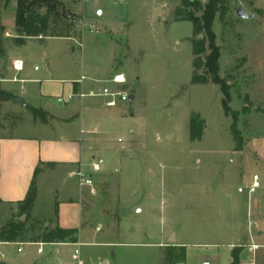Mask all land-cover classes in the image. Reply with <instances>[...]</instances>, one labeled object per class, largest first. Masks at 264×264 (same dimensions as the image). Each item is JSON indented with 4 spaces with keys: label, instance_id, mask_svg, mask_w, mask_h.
Returning <instances> with one entry per match:
<instances>
[{
    "label": "rangeland",
    "instance_id": "rangeland-1",
    "mask_svg": "<svg viewBox=\"0 0 264 264\" xmlns=\"http://www.w3.org/2000/svg\"><path fill=\"white\" fill-rule=\"evenodd\" d=\"M55 5L50 32L25 37L20 44L17 1L0 0V50L7 51L6 59L1 53L0 57L8 67L11 51V57L26 60L31 77L38 79L0 88L19 95L23 86L30 107L43 113L3 101V131L23 136L57 134L50 126L64 124L58 120L62 105L40 93L41 86L42 92L57 93L61 79L82 74L109 79L122 72L127 83L120 88L135 96L132 103H123V116L93 134L102 148L110 142L113 152L98 155L104 160L101 172H93L91 158L83 166V172L95 180V193L85 191L82 201L91 224L82 236L83 256L96 257L98 249H106L107 259L109 247L92 242L127 239L138 244L116 250L119 264H163L167 250L174 252L171 264L185 263L183 241L228 243L241 228L243 240L233 250L238 253L237 264L248 259L244 235L250 224L256 220L264 231V214L251 215L264 202V149L252 144L254 138L264 143V0H224L214 22L221 51L219 75L237 119L224 112L226 95L220 84L191 82L196 32L191 21L177 20L176 10L184 8L181 0H55ZM240 5L254 17H239ZM46 11L47 6L40 8L41 13ZM69 25L75 37L51 35L53 31L67 34ZM199 72L204 73L203 68ZM193 116L198 122L193 135L201 130L200 139L192 138ZM72 127L79 132L80 120ZM50 169L37 176L39 191L30 218L43 228L56 220L58 198L78 190V177L69 178L66 168ZM254 174L262 186L250 193ZM11 217V207L0 203V226ZM252 227L259 237L255 223ZM96 228H101L103 237ZM123 231L131 235L122 236ZM173 233L176 239L170 242ZM259 238L264 243V234ZM182 248L184 257L177 258ZM30 257L28 251L18 253L17 246L0 245V261L7 264H29ZM260 258L264 260V254ZM198 261L194 258L192 263Z\"/></svg>",
    "mask_w": 264,
    "mask_h": 264
},
{
    "label": "crops",
    "instance_id": "crops-1",
    "mask_svg": "<svg viewBox=\"0 0 264 264\" xmlns=\"http://www.w3.org/2000/svg\"><path fill=\"white\" fill-rule=\"evenodd\" d=\"M73 51L75 52L76 49L73 48ZM6 52L7 51L4 48L0 50V53L4 58L6 57ZM8 53L10 57V63L8 64V67H6L4 64V60L6 58L4 59L0 57L1 77L5 79H12L14 77H17L18 81H21L22 83H27L28 81L36 83L38 79L31 77L30 74L32 73L31 71H28L29 68L26 67V60L21 58L24 61V68L22 71L16 72L13 69L12 64L15 59L20 58L11 57V51ZM35 68H38V66L36 65ZM7 69L10 73L8 75L6 74ZM12 73L13 75L11 76ZM116 73H113V75ZM79 78L80 77L61 79L60 81H58L61 85H58L57 93H54L53 95L48 94L49 91L42 92L41 86L40 95L43 97H54L55 99H57L59 95H68L71 92L98 89L100 88L99 83L108 80L99 76H93L92 78L87 77L84 83H78L76 82V80ZM125 78L127 83L126 75ZM18 81H0V87H2L3 84L5 85L10 82ZM123 85L110 86L121 89L120 87H122ZM2 90L11 92V89ZM25 94L26 91L24 90V87L21 86V94L19 95H22L24 98H26ZM16 95L18 96V94ZM28 105L29 107H25L26 109H29L31 106L30 104ZM61 105L62 116L60 115L61 119L59 117L58 120L64 124L50 126V130L52 131V133H55L56 130L59 131L57 132V134H48L47 136H23L13 134L9 135L6 134L2 128H0L1 204L10 205L25 199L33 182L35 169L37 167H40V172L42 170L45 171L46 168H51L50 170L55 171L59 167H64L67 169L69 178L78 177L76 173L79 171L83 172V166L86 164V161H88V159L91 158L93 161L95 158L100 157L98 156L99 154L113 152V146L110 142H108L107 144L105 143L106 147L102 148L99 146V144H101L102 142H100V139H97L96 136H93V134L101 132L102 127L106 126V124L118 119V116L124 115L122 112L123 110L121 109L123 103L118 105L117 107H107L105 105L104 98H75L74 100L63 103ZM41 108L44 110L43 112H49V110L45 107ZM76 120H80L79 132L75 131L72 127ZM252 144L255 149H264V143H261L258 138H254ZM261 186L262 185H260L254 191L250 192V189L252 187L251 184L249 186V192L254 193L259 190ZM38 187L39 186H37V196L39 191ZM239 189L243 190L241 186L239 187ZM85 191L87 193H90V188L80 187L78 178V190L74 193L72 192L63 200H60V198H58V202H56V204H59L57 223L60 227L65 229L77 228L78 233L76 241L50 243L44 241L0 242V245L17 246V252L21 254L28 251L31 255L29 264H76L72 260V254L77 244H80L81 259L83 260L84 264H119L118 254L116 250L118 248H128L136 246L138 244L137 241L127 239L123 241L107 240L102 238V242H92L91 245L109 247L110 256L107 259L104 257V253L106 254V249H98V256L96 257H89L88 255L83 256L82 254V236L85 235V230L89 229L86 226L91 225L88 222L89 219L85 216V204L82 203L84 196H86ZM259 204L260 206L258 207V209H255V213L252 211L251 215L253 214L257 217H260L259 215L264 214V202H259ZM254 223L257 230H259V225H256V220L254 221ZM254 223L252 225H254ZM252 225L250 224V232L247 235H244V237L248 241L247 246L251 243H255L261 246L256 252V264H264V260L260 258V254H264L262 251L260 252L261 249H264V243L259 241V237L264 234V231L259 230L258 233L260 236L256 237ZM94 230L97 235L101 234L102 232L101 228H96ZM126 232L127 231H123L121 235H131V233ZM173 234V239L175 240V233ZM101 235L103 237V234ZM171 237L169 239L170 242L173 241ZM242 240L243 233L241 231V228H239V230L237 229V231H235V233L233 234V240L229 241L228 243L220 241H183L180 244L187 246L186 260L184 264H193L192 260L194 258L197 261L199 259L198 263L194 264H200L203 261H209L211 264H231L233 262V248L235 246H238ZM40 243H43V245L41 246L43 248V251L41 253L39 252ZM141 244L145 245L144 243H140V245ZM21 245H23L24 247H22ZM247 246L245 248V254L248 256V259L242 260L241 264H251L250 261L252 258V254L248 251ZM19 248H22V251H19ZM165 261L166 259L164 260L163 264L165 263Z\"/></svg>",
    "mask_w": 264,
    "mask_h": 264
},
{
    "label": "trees",
    "instance_id": "trees-1",
    "mask_svg": "<svg viewBox=\"0 0 264 264\" xmlns=\"http://www.w3.org/2000/svg\"><path fill=\"white\" fill-rule=\"evenodd\" d=\"M16 17L15 23L18 29L22 30V36L17 37L16 41L20 44L25 42V37H39L46 35V32L50 30V16L53 9H55V0H16ZM184 8L176 10L177 20H188L194 25V32H196V38L192 39L193 44V74L192 83H208L210 80L216 84H220L222 91L225 92L223 98V108L226 115L233 114L237 119V113H232L229 105L230 94L223 79L219 75L220 64L219 59L221 51L216 44V33L214 30V22L220 9L223 7L224 0H207L202 3L200 0H181ZM53 2V3H52ZM47 6L46 13H41L40 8ZM70 25L67 28V34H62L53 31L52 36L58 37H73L74 33ZM60 31H64L60 29ZM50 32V31H49ZM204 34L203 38H199L200 34ZM208 41V45L206 42ZM204 70V73H200L199 70ZM208 75L210 77H208ZM17 95L12 92H6L0 88V104L3 101H9L15 98ZM29 110L38 114L40 110L30 107ZM40 114L41 113L40 111ZM198 122L197 116H193L190 120V130L193 139H200L202 132L197 135H193L194 129H196ZM0 128L2 124L0 122ZM234 133L238 134L236 125L234 124ZM2 136V134H1ZM40 172V167L35 169V175L27 196L22 201H18L13 204H8L11 207L12 217L0 226V242H38L44 241L50 242H71L76 241L78 229L71 228L65 229L59 226L57 223L58 205L56 204L55 221H49V226L41 227L36 223L31 222L33 207L37 198V185L36 177ZM54 223V224H53ZM53 224V225H52ZM179 254H176L177 258L184 257V248ZM234 261L233 264L238 263V253L236 249L233 250ZM174 252L168 250L166 252V261L164 264H171L172 255Z\"/></svg>",
    "mask_w": 264,
    "mask_h": 264
},
{
    "label": "built area",
    "instance_id": "built-area-1",
    "mask_svg": "<svg viewBox=\"0 0 264 264\" xmlns=\"http://www.w3.org/2000/svg\"><path fill=\"white\" fill-rule=\"evenodd\" d=\"M93 29L94 26H91ZM9 35V33H7ZM13 69L16 72H20L24 68V61L22 59H15L13 61ZM87 79V76L85 74H82L79 79L76 80L78 83H84V81ZM18 81L17 77H14L12 79H5L2 78L0 75V81ZM109 83V85H104L98 89H90L88 91H78V92H71L68 95H59L57 97V102L60 104L69 102L74 100L75 98L79 99H85V98H104L105 99V105L107 107H117L118 105L125 103L129 101L130 95L123 91L122 89H119L117 87H112L110 85H123L126 83V78L123 73H116L112 77H110L106 81H102ZM101 82V83H102ZM121 140V139H120ZM104 164V160L102 157H97L92 161V169L93 172L98 173L102 171ZM76 175L79 178V185L80 187H89L91 193H95V183L94 178L92 174H87L85 172L79 171L76 173ZM261 185L260 178L257 174L253 176L252 181V187L250 189V192L254 191L256 188H258ZM43 243H40L39 252L41 253L43 251V248L41 247ZM261 246L255 243H251L247 246L248 251L252 254V258L250 263L256 264V252ZM19 251H22V248H19ZM72 260L76 264H84L83 260L81 259V252H80V244L76 245V248L72 254ZM177 264H184V263H177ZM200 264H211L209 261H203Z\"/></svg>",
    "mask_w": 264,
    "mask_h": 264
},
{
    "label": "water",
    "instance_id": "water-1",
    "mask_svg": "<svg viewBox=\"0 0 264 264\" xmlns=\"http://www.w3.org/2000/svg\"><path fill=\"white\" fill-rule=\"evenodd\" d=\"M236 14L242 18H253L254 17L253 14L247 12L244 5H240L239 7H237ZM17 32H22V30L17 29ZM199 37H203V34H200ZM134 98H135V96L133 94H131L129 97V102L132 103L134 101ZM13 101L16 103H19L23 107H27V108L29 107V105L27 104V101L25 100V98L22 95L16 96L13 99ZM171 239H173V235H172ZM0 264H7V263L5 261H1Z\"/></svg>",
    "mask_w": 264,
    "mask_h": 264
}]
</instances>
